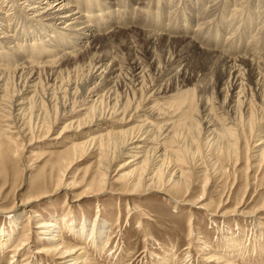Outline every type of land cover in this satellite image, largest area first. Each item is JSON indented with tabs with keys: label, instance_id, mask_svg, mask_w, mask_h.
Instances as JSON below:
<instances>
[{
	"label": "bare ground",
	"instance_id": "6f19581e",
	"mask_svg": "<svg viewBox=\"0 0 264 264\" xmlns=\"http://www.w3.org/2000/svg\"><path fill=\"white\" fill-rule=\"evenodd\" d=\"M134 1L130 0L131 4ZM216 1L221 9L232 4L231 24H239L244 28L250 25L247 20L242 25L243 19H238L237 15L253 0H209L211 7L208 5L202 21L199 12L195 13L192 7L188 8L190 16L198 20L193 28L197 34L202 28L210 30L209 24L217 6L213 8L212 5ZM118 3V0H102L100 4L97 0L95 3L92 0H3L0 3V168L5 169L7 162L19 155L22 141H17L20 139L26 141L28 148L46 139L54 140L56 146L63 145L53 165L56 173L54 177L49 176L42 183L32 186L25 199L15 198L18 187H12V205L8 209L0 208V216L13 225L18 223L20 215L24 213H30L25 221L26 225H30L31 218L38 216L33 215V208L59 191H63L66 198L72 197L76 201L85 197H101L110 193L108 186L111 180L124 187L123 192L117 194L129 199L148 192L166 196L181 192L184 195L182 197H188L194 185L191 180L193 169L186 164L188 150L183 145L185 139H189L188 135L199 133L197 124H201L204 140L210 146H219V155L235 160L234 166L241 155L242 142L246 139L253 141L252 147L246 151L247 161H257L261 166L264 164V109L262 104L249 103L254 97L260 103L264 102V56L255 55L254 52L235 56L227 50L219 53L215 44L204 49L197 46L192 37L172 32L153 29L152 32H142L143 29L139 32L141 25L139 23L140 28H136L135 21L134 26L130 25L124 31L114 27L117 29L115 33L109 34L111 27L117 24L110 21L115 19L113 14L120 7ZM143 3L142 0L135 3L134 10L137 13L142 10ZM254 4L256 8L253 17L259 24V32L264 31V0H254ZM183 16L190 22L186 12ZM116 32L141 36V52L128 48L131 57L125 65L106 51L107 46L112 45V37ZM160 44L175 46V53L170 56L167 54L163 59L158 58L155 49ZM183 50L186 56L180 55ZM194 54L205 62V65H201L204 72L211 66L215 67L217 87L227 90L226 100L222 102L227 114L215 120L209 115L208 105L199 97L197 105L200 108L194 114L187 103H178L177 113L186 116L187 121L174 122V107L170 109L172 106H159L156 99H169L172 97L171 90L174 91L171 87L179 88L181 85L182 88L187 82L193 81L186 71V58ZM256 57L259 58L257 61ZM13 61L15 65L12 69L10 65V69L2 67L1 63L10 64ZM80 69L85 72L82 79L75 75ZM126 82L131 85L128 84L131 87L130 100H122V97L116 95L117 89ZM248 85L254 92L250 96L244 93V87ZM45 104L55 107L51 119L43 110ZM73 114H77L76 117H70ZM111 118L117 126L132 125L110 131L107 125ZM60 123L61 129L53 133ZM37 131L44 133L39 137L36 136ZM88 154L95 156L94 171L84 175L80 182L75 181V175L68 176L70 169ZM194 155L190 160L194 163H190V166L195 165L194 174L204 177V182L200 186L203 193L191 206L209 209L210 205L202 204L209 182L218 174L225 175V172L217 158L203 170L199 157ZM122 160L124 162L118 167H113ZM126 166H132V169L123 172ZM4 187L0 189L3 191ZM81 187L84 188L81 193L74 196V191ZM7 198L6 195L1 200L6 201ZM131 199L126 202L129 207L132 205ZM220 203L210 216L225 218L226 213L216 214L219 207L225 204L222 201ZM239 208H235L234 214L230 216L245 217L246 214ZM261 212H264V204L249 215L254 217L253 225L259 232L261 229L264 231V224L260 222L264 219ZM94 217L93 222L87 224L85 220L80 225L77 222L65 224V218L59 222L54 218L48 222L39 221L34 229H28L23 234L12 250L10 262H16L24 252H32L36 256L54 257L57 264H89L86 248L81 245H93L97 252L102 253L101 246L104 244L101 242L105 241L107 247L111 240V223L101 220L100 213ZM64 231L76 236L80 243L83 240L86 243L74 248L67 246L63 238ZM31 233L39 235L40 247L34 248L30 240ZM10 238L5 227H1L0 249L8 245ZM237 245L240 247L241 243ZM237 245L234 243V246ZM228 250L230 253L231 248ZM217 256L205 254L202 261L207 264H233L228 257L229 262ZM228 256L232 258L231 254ZM263 256L264 250L261 251ZM169 261L167 264H171ZM23 264H29V261Z\"/></svg>",
	"mask_w": 264,
	"mask_h": 264
},
{
	"label": "rangeland",
	"instance_id": "374dc122",
	"mask_svg": "<svg viewBox=\"0 0 264 264\" xmlns=\"http://www.w3.org/2000/svg\"><path fill=\"white\" fill-rule=\"evenodd\" d=\"M2 1L3 0H0V3H2ZM95 1L96 0H92L93 3H95ZM97 1L100 4L102 0ZM118 2L120 7H117L118 11H114L113 14L115 15V19L110 21L118 25L116 24V26L111 27L109 34L115 33L117 29H114V27H119V31H124L128 27L134 26L133 21H135V23H137L136 28H140L139 23L141 25V30H138L139 32H141L142 29V32H152V29L167 33L172 32V34L192 37L193 40L195 39L193 42H195L197 46H201L202 48L205 47L204 49L215 44L218 47L216 48L215 46V48L219 53H225L227 50L229 54L235 56L242 55L245 52H254L255 55L257 53L258 55L260 54V57L261 55L264 56V31L259 32V24L253 17V12L256 8L254 0L251 1L249 6H245L237 15L238 19H243L242 25L245 22L244 20L250 22L248 27L244 28L239 24L237 26L231 24L232 4L230 3L221 9L220 5H217L218 1H216L212 5L213 8L217 5L214 17L212 20L209 19L211 20L209 24L210 30H207V27L202 28L199 34L193 29L196 27L198 20L195 16H190L191 13L188 8L192 7L195 13L199 12L202 21V17L206 13L209 5V0H142V3L144 2L143 8L138 13L134 10V6L139 0H135L132 4L130 0H118ZM113 6L116 8L115 5ZM209 6L211 7V5ZM5 9L7 10L6 7ZM185 12L189 16L190 22L183 16ZM119 14L121 17H119ZM14 16L16 17V15ZM16 20H18L17 17ZM229 25H231V27ZM239 26H241V28ZM237 28H240V30ZM194 36H197V38ZM140 37L141 36H136L134 33L130 35L117 33L112 37V45L107 46L106 51L120 64L125 65L126 61L131 57L127 50L128 48L131 47L135 49V51L141 52L143 45ZM174 47L175 46H164L160 44L155 49V54L158 58L163 59L167 54L170 56V54L175 53ZM180 55L186 56L185 50H183ZM258 57H256V61L259 59ZM186 59V71L193 81L187 82L182 88L180 84L179 88L175 86L171 87L170 89H174V91L171 90L172 97L169 99L157 98V105L164 108L166 106L168 108L172 106L170 109L174 107L173 110H176V116H178L177 118L175 116V119H173L174 122H180L182 120L185 122L187 121L186 116L177 113L179 112L177 108L179 105L177 104L185 103L186 105L187 103L192 110V114H194V112L200 108L197 105V100L201 97L205 104L208 105L209 115H212L215 120L221 119V116L223 117L227 114L226 106L222 103L226 100L227 90L217 87L216 83L218 78L215 67L211 66L207 72H204L201 65H205V62H203L197 54L191 56L187 55ZM211 62H214V60ZM1 64H3L2 67L6 69H10L8 66L10 65L12 69L15 62ZM75 75L79 79H82L85 77V72L80 69ZM123 84L124 87H119L116 95L122 97V100H130V84L128 82ZM125 84L127 86L126 88ZM244 89L246 95L250 96L254 94L250 85L244 87ZM250 101L249 103H256V105L262 104V109H264V102L260 103L256 97L252 98ZM43 110L51 119L55 107L45 104ZM76 115L77 114H73L70 117H76ZM113 118L108 122L107 130L116 131L120 130L121 127L132 125V123H130L121 127L117 126L116 123L112 121ZM61 127L62 124L60 123L54 128L53 133L58 132ZM200 128L201 124H197L199 133L197 135L193 134L194 136L188 135L189 139L193 141L191 140L189 143L187 137V141L185 139L183 145V147L188 150V158L186 157L188 163L186 164L193 169L191 171V173H193L191 180L194 182V185L192 186L193 189L191 188V191L188 193V197H182L184 195L181 192L173 193L174 195L169 194V196L158 192H148L134 196L132 199L130 198L132 200V205L129 207V204H127L128 200H130L129 197L117 194V192L122 193L124 187L115 183L113 180L110 181V185L108 186L110 193L101 197H85L76 201L74 200L75 198L72 197L71 199H69V197L66 198L64 192L59 191L47 197L45 202L41 205L33 208V215L37 214L38 216L36 218H31L32 221L30 225H26L25 222L26 217L29 216L30 213L20 215L18 223L14 224L15 226L8 222L5 217L1 218L0 216V228L5 227V231L11 236L8 245L0 249V264H23L27 260L29 264H57L54 257L46 258L44 256H36L31 254L32 252L22 253L21 257L14 263L10 262V260L13 256L12 250L18 245L23 234H26L28 229H34L33 227H35L39 221L47 220L48 222L54 218L55 221L57 220V222H59L62 218H65L67 220L65 224L75 222L82 224L85 220L88 224L91 221L93 222L96 213H100L101 220H107L111 223L109 226V236H111V238H109L111 240L108 241L107 247H105V241L101 242L104 244L101 246L103 249L102 253L97 252L95 248H93V245L84 244L86 243L84 240L83 243H80L79 239L68 231L63 232L64 242L67 246L74 248L84 244L81 246H85L86 248L89 264H167L169 260L171 264H207L202 261V256L205 254L215 255V257L219 255L224 261H230V263L232 262L233 264H264V256L261 257V251L264 250V231L262 229L261 232L257 231L253 225L254 217L249 216L254 214L253 212L255 209L264 204V164L261 166L257 161H247L246 151L248 152L249 147H252L253 141L246 139L245 142H242L243 149L241 155L237 158L236 166H234L235 160L233 161V159L219 155V146H210L204 140L205 137ZM36 133V136L39 135L40 137L44 132L37 131ZM53 141L54 140L46 139L29 148L26 146V141L24 139L17 141L21 142L20 145L22 144L20 147L21 149L19 148V155L15 158L12 157L9 163L7 162L5 169L0 168V188L5 185V190L2 191L0 189V208L8 209V207L12 205L13 200L10 198L12 196V187H18L16 190L17 192L15 191V198L25 199L30 193L32 186L42 183V181L49 176L54 177L56 175L53 170V165L56 163L57 153L61 151L63 145L56 146ZM186 144L187 146H185ZM194 144L195 146H192ZM191 147L192 149H190ZM193 155L196 156V158L199 157L198 161L203 165V170L204 168L207 169L214 158L219 159L218 162H220L222 170L225 172V175L218 174L211 179L213 181L210 180L211 182H209L208 192L206 191L204 195L205 200L202 202L204 205H210L208 207L209 209H199L197 206H191L203 193L200 186H202L204 182V177L194 174L196 172V168H194L195 165L192 166L191 164L190 166V163H194L190 161ZM82 159L81 162L72 166L68 174L70 177L71 175H75L74 179L78 182L81 181L84 175L91 174L94 171V154L83 156ZM123 162L124 160L116 162L113 167L116 168ZM131 169L132 166H126L123 172ZM83 189L82 187L77 188L73 195L80 194ZM6 195L9 201L1 200L5 198ZM221 201L225 204L219 207L216 214L220 215L221 213H226L224 216L225 218L210 216L212 215L211 213H215V207ZM238 206L240 207L239 209L246 214L245 217L238 216L236 218L235 216H230L234 214V209ZM68 213H70L69 216ZM261 214L264 217V212H261ZM83 215L84 217H82ZM98 219L99 216L96 220ZM260 222L264 224V219L260 220ZM64 228L67 229V227ZM30 235V240H32L35 246L34 248L40 247L39 243H41V241L39 240V235L37 233H31ZM229 238L230 240H228ZM238 242H240L242 246L240 245L239 247V245H237ZM234 243L237 246H234ZM227 247L228 249L231 248L230 253L227 252L229 251L228 249L226 250ZM238 252H240V254H237ZM229 254H231L232 258L228 256Z\"/></svg>",
	"mask_w": 264,
	"mask_h": 264
}]
</instances>
